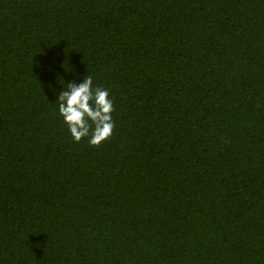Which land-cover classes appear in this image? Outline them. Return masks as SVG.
Listing matches in <instances>:
<instances>
[{
  "label": "trees",
  "instance_id": "obj_1",
  "mask_svg": "<svg viewBox=\"0 0 264 264\" xmlns=\"http://www.w3.org/2000/svg\"><path fill=\"white\" fill-rule=\"evenodd\" d=\"M0 264H264V0H0Z\"/></svg>",
  "mask_w": 264,
  "mask_h": 264
},
{
  "label": "clouds",
  "instance_id": "obj_2",
  "mask_svg": "<svg viewBox=\"0 0 264 264\" xmlns=\"http://www.w3.org/2000/svg\"><path fill=\"white\" fill-rule=\"evenodd\" d=\"M56 103L74 142L87 138L90 146L99 147L111 139L115 129L113 101L108 90L93 87L92 76H85L79 84L67 83Z\"/></svg>",
  "mask_w": 264,
  "mask_h": 264
}]
</instances>
